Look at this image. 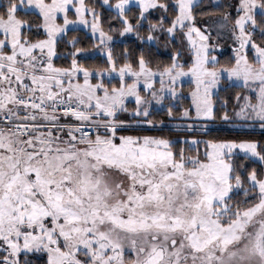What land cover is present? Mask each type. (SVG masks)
Listing matches in <instances>:
<instances>
[{
	"label": "snow or ice",
	"instance_id": "snow-or-ice-1",
	"mask_svg": "<svg viewBox=\"0 0 264 264\" xmlns=\"http://www.w3.org/2000/svg\"><path fill=\"white\" fill-rule=\"evenodd\" d=\"M0 264H264V0H0Z\"/></svg>",
	"mask_w": 264,
	"mask_h": 264
},
{
	"label": "trees",
	"instance_id": "trees-1",
	"mask_svg": "<svg viewBox=\"0 0 264 264\" xmlns=\"http://www.w3.org/2000/svg\"><path fill=\"white\" fill-rule=\"evenodd\" d=\"M205 2H207V0H205ZM163 48L161 47V52L163 53ZM225 55H227V51L224 52Z\"/></svg>",
	"mask_w": 264,
	"mask_h": 264
},
{
	"label": "rangeland",
	"instance_id": "rangeland-1",
	"mask_svg": "<svg viewBox=\"0 0 264 264\" xmlns=\"http://www.w3.org/2000/svg\"><path fill=\"white\" fill-rule=\"evenodd\" d=\"M227 47H228V45H227V43H225V49H227Z\"/></svg>",
	"mask_w": 264,
	"mask_h": 264
}]
</instances>
